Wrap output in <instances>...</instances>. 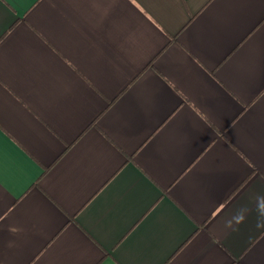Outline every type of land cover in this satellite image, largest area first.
<instances>
[{
	"label": "crops",
	"instance_id": "crops-1",
	"mask_svg": "<svg viewBox=\"0 0 264 264\" xmlns=\"http://www.w3.org/2000/svg\"><path fill=\"white\" fill-rule=\"evenodd\" d=\"M260 197L264 0H0V264H264Z\"/></svg>",
	"mask_w": 264,
	"mask_h": 264
},
{
	"label": "clouds",
	"instance_id": "clouds-1",
	"mask_svg": "<svg viewBox=\"0 0 264 264\" xmlns=\"http://www.w3.org/2000/svg\"><path fill=\"white\" fill-rule=\"evenodd\" d=\"M258 199L264 201V197H260ZM258 213L260 217L262 218L261 222L258 224V227H264V209L258 208ZM243 219H244L243 212H240L236 216L232 217L231 219L227 221V226L235 230L233 222L235 221L236 223H241L243 222Z\"/></svg>",
	"mask_w": 264,
	"mask_h": 264
}]
</instances>
